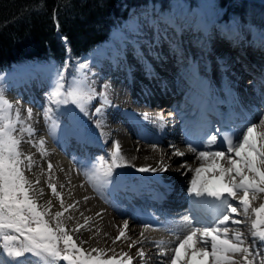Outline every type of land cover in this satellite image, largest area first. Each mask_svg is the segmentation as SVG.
Returning <instances> with one entry per match:
<instances>
[{
  "label": "bare ground",
  "instance_id": "bare-ground-1",
  "mask_svg": "<svg viewBox=\"0 0 264 264\" xmlns=\"http://www.w3.org/2000/svg\"><path fill=\"white\" fill-rule=\"evenodd\" d=\"M178 1L180 0L173 3ZM181 7L175 3L173 10L171 9L169 13L163 15L162 18L171 24V27H165L161 22H158L159 19H146L143 10L137 12L138 14L136 13L138 19L145 18L144 26L139 29L137 37L143 42L144 51H148V44L155 45L152 55L148 57L154 68L152 78L146 76L143 67L134 58L130 47L125 49L124 39L125 37L131 38L132 35L130 32L124 33L122 29L125 27L119 28L118 33H112L111 41L105 45L103 50L96 53L100 80H104L106 77L110 78L108 99L111 100V106H106L107 108L101 114L102 124L97 129L93 128L91 124L84 123L81 115L77 117L74 111L67 110L65 105L60 106L59 109L54 105H49L47 96L43 94L46 91L48 93L49 86H45L42 67L38 65L21 67L8 74L10 78L9 81H6L7 85L4 89L6 98L14 105L19 104L22 114H25L23 113L24 109L32 108L33 123L37 129V135L46 140L45 146L48 155L43 160L40 159V155L35 149H31V151L35 153L37 161L45 169L47 161H51L53 164V181L57 184L58 190L62 191L66 203L79 202L76 209L65 213V216L72 215L74 217L73 220L65 221L66 230L74 229L77 222L83 224L84 218H89L86 228L81 229L78 233L70 232V234L73 235V239L77 240L78 244L80 241L86 242L83 244L84 249H102L106 253L102 259L115 256L119 260L122 253H127L128 256L133 257L132 264H161L164 258L156 255L158 251L156 244L164 241L165 247H171L173 246L171 242L176 239L174 235L162 227V224L166 221H175L176 224H180L183 220L181 215L184 213H181L182 210H177L178 213H175L174 218L164 219L160 214H153L151 209H142L143 206L150 205L155 208L160 206L161 209L183 208L182 195L187 193L185 189L188 188L187 183L193 178L194 171H188L187 167L182 168L180 164L182 161H186L187 166L193 170L201 167V161L196 159V154L188 150L187 142L195 143L202 136H205L204 133L210 127L209 124L212 119L208 116L215 117L216 113L217 129L222 125V120L228 122V126H233L232 130H240L245 123L255 120L254 117L247 115L243 106L240 105L238 87L244 78L250 76L249 79H246L250 81L246 82L248 83L246 89L255 88L259 103L261 99L264 100V36L262 35L264 33H261L262 36L258 35V38L252 37L249 32L242 30L241 24L240 27L236 23L226 25L228 27L224 28L222 26L212 27V23L205 30H201L202 23L200 20L193 16L190 22V18H187L188 15L186 16V10H182ZM224 10L228 12L227 6H224ZM185 18H187V22L184 21ZM126 24L129 27L134 25L140 28V24L131 19ZM248 28L252 29L251 27ZM158 32L161 40L159 45H156ZM165 35L174 39L173 47H179V55L175 54L169 43L163 39ZM193 35H198L199 40L206 41L202 50L196 48L198 42L194 41ZM184 46H186V50H184ZM224 47L232 49L235 57L239 58L240 64L246 67L244 74L237 72L236 75L234 71L230 74H222L224 70L221 72L220 69L229 71L232 62ZM192 48H196L198 52L197 57L193 59L190 57L194 54L191 52ZM216 48L221 49V53L218 54L219 57L215 54ZM202 54L211 57L212 63L210 65L207 64V61L210 62V58L208 60L207 58L203 59ZM222 54L226 55L223 56ZM230 56L233 57L231 54ZM182 58L188 59V61L181 64ZM198 61L202 65L200 69L198 68ZM237 68L243 69L239 64ZM135 73L142 77L146 85L136 79ZM215 75L222 76L218 81L220 85L215 83L217 82L215 79L213 82L212 79ZM30 81L33 83L32 85ZM127 81L134 83L133 87H130ZM178 86L185 89L183 91L178 90ZM171 87L173 90L170 89ZM242 88L240 86V89ZM199 90L207 92V94L202 96L198 94ZM246 94L248 95L247 90ZM175 96H179V98L176 99ZM206 96L212 99L208 100ZM161 101L168 102L164 104L167 108L175 107L176 101H179L180 107L174 111V119L179 120V112H184L186 109H188L186 113H189L188 118L186 117L187 119L182 122H177L173 120L171 115L164 116L163 114L162 116L149 117L144 109L137 106L150 107L151 105L155 107L156 103ZM45 104L47 108L52 109V119L47 123L44 121L42 112ZM186 104L189 106L186 107ZM219 106L224 109L223 115L216 112L219 110ZM261 106L264 107V101ZM74 108L77 109V107ZM181 108L183 110H180ZM145 114L147 118H145ZM189 117L192 118L189 119ZM168 123L171 125H167ZM184 129L187 130L186 135ZM215 132L217 133V130ZM132 136L134 138L131 141ZM217 137H219V142L221 136L218 135ZM111 142H119L129 163L116 168L109 183L94 188L85 177L84 172L91 170L96 162L89 160L87 155L96 153L101 146L106 147ZM154 144L157 145L155 149ZM170 144L177 148L179 145L185 146L187 150L179 149L185 155L183 157L173 156V149L169 147ZM24 147L30 148L28 145ZM73 148L75 151H83L86 159H75L70 156L68 150ZM213 148L223 150L217 149L215 145ZM225 155H233L235 158L234 154H228L226 151ZM161 162L168 165L167 171H137L141 167L159 169ZM211 163V160L204 162L207 171L201 175L208 177L212 183L219 184L220 181L216 178L218 168L227 166V161L218 159L216 169L209 167ZM61 184L64 185L63 189L59 187ZM41 186L45 188L44 200L52 199L55 205L53 211L60 210L59 201L52 197L51 191L43 183V179ZM260 196L252 201L253 207H259L255 203L261 202ZM118 202L129 203L130 207H134L136 215L117 207ZM135 208L141 210L143 214H139V210L137 211ZM212 208L213 202L211 201L202 206H196L193 202L192 207L188 208L187 214L190 219L193 217L209 219ZM128 214L131 215L130 218L134 222L141 225L140 229L134 227L130 222L127 223L128 228L124 229ZM239 219H244V217L241 216ZM252 219L255 217L253 216ZM192 223L195 226L196 220L192 219ZM250 224L251 221L249 220L247 225L241 224L232 227L238 228L246 236H249ZM145 225H150V227L146 228ZM121 230L125 231V236L113 243ZM142 232L144 233L143 237L140 235ZM134 241H142V243H136L135 246L129 247V244ZM250 242L251 237L246 241V244H250ZM189 243L192 244V242ZM187 247L181 249V256L185 259L190 255V252L186 251ZM140 248H143L146 253L143 260L138 256ZM93 255L95 256L96 253ZM154 258L157 259L154 261ZM0 259L6 260L8 258L0 256ZM209 259L211 260V257L197 256L193 259L192 264H211ZM234 259L239 260L240 257L237 256Z\"/></svg>",
  "mask_w": 264,
  "mask_h": 264
},
{
  "label": "snow or ice",
  "instance_id": "snow-or-ice-1",
  "mask_svg": "<svg viewBox=\"0 0 264 264\" xmlns=\"http://www.w3.org/2000/svg\"><path fill=\"white\" fill-rule=\"evenodd\" d=\"M128 30L132 35L131 38L125 37V49L130 47L146 76L152 78L154 68L148 57L152 55L155 45L148 44V51L145 52L143 42L137 39L139 28L133 25ZM163 39L175 54H180L179 47H173L174 39L166 35ZM160 40L158 32L156 45H159ZM86 69L88 65L80 63L74 74L66 76V62L64 71L57 72L50 83L46 94L49 105H54L57 109L62 105H74L81 112L87 113L88 106L99 98L100 106L95 108L96 114H101L105 106H111V100L108 99L109 86L103 85V90L98 92L95 82L89 76L90 69ZM42 112L45 123L52 119L50 107L42 109ZM23 113L25 114H22L19 104L14 105L6 98L4 89L0 86V256L8 258L0 259V264H60V261L66 264H132L133 257L127 253H122L119 260L115 256L102 259L106 256L102 249H84L85 241L78 244L73 239L70 232L78 233L86 228L89 218L85 217L83 224L77 222L74 229L66 230L65 221L73 220L74 217L65 216V213L76 209L79 202L66 203L62 191L58 190L53 181L51 161H47L46 169L37 161L31 149H35L43 160L48 155L46 140L37 135L32 108L24 109ZM218 135L222 137L219 144ZM187 143L188 150L195 153L196 159L201 161V167L194 170L187 166L186 161L180 164V167L194 171L188 189L189 195L194 198V205L202 206L211 201L213 208L209 219L192 218L198 226H194L192 219L188 217L183 218L180 224L175 221L162 224L176 239L171 242V247H165L164 241L156 244V255L164 258L161 264H192L197 256L211 257V264H264V203L259 207L252 206V201L264 194V118L258 122L249 121L240 130L221 132L217 129L216 134L202 136L195 143ZM25 145L30 148L26 149ZM214 145L223 150H214ZM156 146L153 145L154 149ZM169 147L173 149V156L185 155L175 145L170 144ZM225 151L234 154L235 158L233 155L226 156ZM218 159L226 160L227 166L218 168L216 178L220 183L214 184L201 174L207 171L205 161L211 160L209 167L216 169ZM109 160L98 158L92 169L84 172L94 188L109 183L114 170L129 163L119 142H114ZM167 168L168 165L161 162L159 169L141 167L137 171H167ZM42 179L52 197L59 201L60 210L53 211L55 205L52 199L44 200ZM59 187L63 189L64 185ZM241 216L244 219H239ZM253 216L255 219H252ZM249 220V236L232 227L247 225ZM127 228L125 222L124 229ZM140 235L143 237L144 233ZM124 236L125 231L121 230L113 243ZM249 237L251 242L246 244ZM136 243L142 241H134L129 247ZM61 244L63 248L60 247ZM186 246L190 255L185 259L181 256V249ZM138 256L141 260L145 258L143 248L138 250ZM237 256L240 257L239 260L234 259Z\"/></svg>",
  "mask_w": 264,
  "mask_h": 264
},
{
  "label": "trees",
  "instance_id": "trees-1",
  "mask_svg": "<svg viewBox=\"0 0 264 264\" xmlns=\"http://www.w3.org/2000/svg\"><path fill=\"white\" fill-rule=\"evenodd\" d=\"M171 0H0V76L13 65L40 62L62 71L66 62L90 56L132 9ZM190 8L200 0H186ZM211 11H227L243 25L264 29V0H203ZM224 17H227L225 15Z\"/></svg>",
  "mask_w": 264,
  "mask_h": 264
},
{
  "label": "rangeland",
  "instance_id": "rangeland-1",
  "mask_svg": "<svg viewBox=\"0 0 264 264\" xmlns=\"http://www.w3.org/2000/svg\"><path fill=\"white\" fill-rule=\"evenodd\" d=\"M176 4H178V5H180V6H182L181 8H182V10H186V16H187V14H188V16H187V18H190V22H191V19L193 18V16H195L196 17V19H198V20H200V22L202 23V27L200 28L201 30H205L206 29V27L208 26V25H210V24H212L213 23V25H212V27H216V26H222L223 28L224 27H228V26H226V25H231V24H234V23H236L237 25H239L240 26V22H239V20L236 18V17H234V15H231V14H228V17H224V15H227L226 13H225V11L226 10H224V8H220V9H217L215 12H213V11H211V9L209 8V6L207 5V2L205 1H203V0H200V3H199V6L195 9V10H191V9H189L188 8V5H187V3L185 2V1H183V0H180V1H178V2H175ZM175 3H171L172 4V10H173V6H174V4ZM170 4V5H171ZM159 9V14H161L162 12H161V10H160V8H158ZM133 13V12H132ZM136 13L137 12H135V13H133V14H131L130 15V18H131V20H134V21H136L137 19H138V17L136 16ZM138 14V13H137ZM187 18H185L184 19V21L185 22H187ZM144 19V18H143ZM226 20V21H225ZM138 22H139V24H140V28L139 29H142L143 28V26H144V23H145V21L144 20H142V18H139V20H137ZM223 23H225L226 25H222ZM187 24V23H186ZM125 28H123L122 30H124V33L125 34H127L128 32H129V25L128 24H125V26H124ZM241 27V26H240ZM242 28V30L243 31H247V32H249V34H250V36H252V37H257L258 38V35L259 36H264V34H262L261 35V33H264V31L262 32V31H258V32H256L255 30H250L248 27H245V28H243V27H241ZM119 31H116V33H118ZM115 33V34H116ZM193 39H195L194 41H197L198 42V40H199V38H198V35H193V37H192ZM185 48H184V50H186L187 48H186V46H184ZM104 49V48H103ZM102 49V50H103ZM191 52L192 53H197V55H198V52H197V50H196V48H192V50H191ZM98 53V52H97ZM196 56V55H195ZM89 59H91V60H89ZM89 59H86V60H83V61H81L80 63H84V64H87L88 65V69H86V71H88L89 69H90V71H89V76H90V78H91V80H93L94 82H95V86H96V89H97V91L98 92H100V91H102L103 90V85H105L106 83L105 82H102L103 80H100V69H99V66L96 64L97 63V59H96V54L94 55H92ZM79 63V64H80ZM79 64H77V65H73L72 66V70H76V68H77V66L79 65ZM232 64H233V62H232ZM198 65H199V69L200 68H202V65H201V62L200 61H198ZM233 69L234 68H236V66H231ZM13 72V71H12ZM45 72L47 73V75L49 76V77H51L52 79H54V74L52 73V71H48V70H45ZM45 73V74H46ZM68 74H69V72L67 71V72H65V75L66 76H68ZM72 75V74H71ZM99 75V76H98ZM10 75H8V76H6V77H0V86H2L3 87V89H5L4 88V86H6L7 85V83H6V81H9V77ZM215 76H217V75H215ZM218 78H219V76H217ZM214 78V77H213ZM247 78L249 79L250 78V76H247ZM247 78H244V80H243V82L245 83V80L247 79ZM219 80V79H218ZM246 82H250L249 80H246ZM5 83H6V85H5ZM50 83H51V81H50ZM239 83H240V81H239ZM241 83H242V81H241ZM243 83V86L245 87V89H246V84H244ZM244 89V88H243ZM255 89V88H254ZM247 90V92H248V95H249V97H250V94H252L253 96H251L252 98H253V100L252 99H250V98H248V104H250L252 107H254V108H256L257 109V111L255 112V114L253 115V116H251V117H254V121H256V122H258L261 118H264V116H262V114H264V110H259V108H257V100H256V97H255V93L252 91V88L251 89H246ZM241 91H242V89H241ZM43 94L46 96V94H47V92H43ZM176 103H177V105H178V107H180V102L178 103V101H176ZM177 105H175V108H176V106ZM66 106V109L67 110H69V111H74V113H75V115L78 117V116H82L83 117V119H84V123H88V124H91L92 126H93V128H95V129H97V127H99L101 124H102V121H101V114L104 112V110L107 108L106 106L104 107V109H103V112L101 113V114H96V112H95V108L96 107H99L100 106V99L98 98V99H96V100H94L89 106H88V110H87V113H85V112H81L80 110H79V108H77V109H75L74 107V105H65ZM189 105L188 104H186V107H188ZM44 108H47V105H45L44 107H43V109ZM263 109H264V107H263ZM180 110H183L182 108L180 109ZM247 111H249V112H251V109H249V108H247L246 109ZM179 113H182L181 111L179 112ZM164 114V113H163ZM163 114H160L161 116L163 115ZM171 113H165L164 114V116H167V115H170ZM250 117V118H251ZM192 117H189V119H191ZM247 124V123H246ZM167 125H171L170 123H168ZM246 127V125L245 126H243V128H245ZM242 128V129H243ZM133 138H134V136H132V138H131V141L133 140ZM137 140H139V139H137ZM100 142H102L101 140H100ZM140 142H143V141H140ZM144 143V142H143ZM113 148H114V142H111L109 145H107L106 147H104V145L103 146H101L97 151H96V153H94V154H92L93 156V159H91V161L93 162V161H95V162H97V160H98V158H101V157H103V158H105L106 160H109V153H111L112 151H113ZM178 148L180 149V150H182V151H184V150H187L186 149V147L185 146H183V145H179L178 146ZM101 149H103V150H101ZM214 150H216V149H214ZM226 156H229V155H226ZM109 162H110V160H109ZM199 165V164H198ZM190 181L191 180H189V182L187 183V189H185V191H187V193L189 194V192H188V189H189V187H190ZM186 193V192H185ZM185 195V194H184ZM194 199V198H193ZM260 199H261V202H256L255 203V205H259L260 206V204H262V203H264V194H262L261 196H260ZM183 215L184 214H182L181 215V218H185V217H183ZM131 215H129L128 214V216H126V222L127 223H132V225L134 226V227H139L138 229H140V227H141V225H139L137 222H134L131 218ZM190 219V218H189ZM200 219H202L201 217H200ZM195 226H198V225H196L195 224ZM60 247L61 248H63V244H61L60 245ZM157 258H154V261L156 260ZM209 261V263H210V259L208 260ZM60 264H66V262H64V261H60Z\"/></svg>",
  "mask_w": 264,
  "mask_h": 264
}]
</instances>
